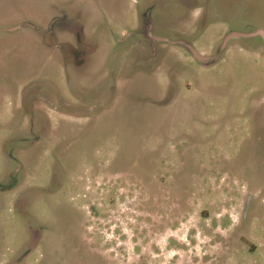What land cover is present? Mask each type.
I'll return each mask as SVG.
<instances>
[{
	"label": "rangeland",
	"instance_id": "obj_1",
	"mask_svg": "<svg viewBox=\"0 0 264 264\" xmlns=\"http://www.w3.org/2000/svg\"><path fill=\"white\" fill-rule=\"evenodd\" d=\"M259 29L264 0H0V264H264Z\"/></svg>",
	"mask_w": 264,
	"mask_h": 264
},
{
	"label": "water",
	"instance_id": "obj_2",
	"mask_svg": "<svg viewBox=\"0 0 264 264\" xmlns=\"http://www.w3.org/2000/svg\"><path fill=\"white\" fill-rule=\"evenodd\" d=\"M252 34H260L264 38V30H262V29H259V30L255 31ZM236 36H240V34L237 33V32L231 33L230 35H228L227 39H229L231 37H236ZM190 48H191V51H192L193 55L197 59H199L200 61L216 60L219 57V55H214V56L202 55L201 53H199L195 49H192V47H190Z\"/></svg>",
	"mask_w": 264,
	"mask_h": 264
}]
</instances>
